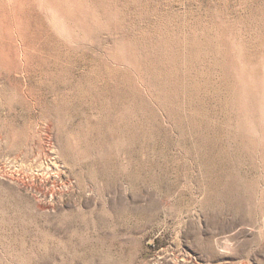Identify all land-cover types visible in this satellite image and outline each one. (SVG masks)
Masks as SVG:
<instances>
[{
	"label": "rangeland",
	"instance_id": "rangeland-1",
	"mask_svg": "<svg viewBox=\"0 0 264 264\" xmlns=\"http://www.w3.org/2000/svg\"><path fill=\"white\" fill-rule=\"evenodd\" d=\"M0 264H264V0H0Z\"/></svg>",
	"mask_w": 264,
	"mask_h": 264
}]
</instances>
